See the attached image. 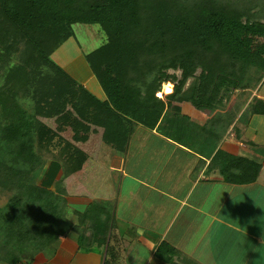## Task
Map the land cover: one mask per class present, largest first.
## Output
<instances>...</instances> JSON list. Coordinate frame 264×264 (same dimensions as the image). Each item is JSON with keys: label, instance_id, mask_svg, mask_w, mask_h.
I'll list each match as a JSON object with an SVG mask.
<instances>
[{"label": "trees", "instance_id": "16d2710c", "mask_svg": "<svg viewBox=\"0 0 264 264\" xmlns=\"http://www.w3.org/2000/svg\"><path fill=\"white\" fill-rule=\"evenodd\" d=\"M77 23L97 25L105 36L84 54L103 101L50 57ZM168 71H179V78ZM263 76L264 0H0V263L50 257L69 233L81 253L100 252L113 238L108 209L66 207L64 195L77 182L69 167L80 165L75 154H68L71 161L56 173L53 188L38 184L50 132L71 133L77 150L89 133L99 132L102 142L121 151L132 123L153 128L165 104L175 102L206 114L205 126L222 135L235 119L264 115L259 99L238 117L243 101L223 111L235 90L253 88ZM260 168L227 155L219 173L225 183L248 184ZM174 256L165 243L154 252L166 264H177Z\"/></svg>", "mask_w": 264, "mask_h": 264}, {"label": "crops", "instance_id": "0c3cea01", "mask_svg": "<svg viewBox=\"0 0 264 264\" xmlns=\"http://www.w3.org/2000/svg\"><path fill=\"white\" fill-rule=\"evenodd\" d=\"M84 54L65 53L59 67L77 57L85 62ZM78 81L105 100L90 71ZM207 117L188 103H167L153 128L130 125L121 151L102 142L99 132L89 133L88 183L83 181L88 197L64 198L78 212L105 203L113 238L100 252L81 253L69 233L59 237L52 256L38 254L30 264H166L154 258L160 243L176 250L177 264L183 258L194 264H264V115L235 119L222 135L205 126ZM227 155L260 164L257 179L223 182L219 168Z\"/></svg>", "mask_w": 264, "mask_h": 264}, {"label": "rangeland", "instance_id": "374dc122", "mask_svg": "<svg viewBox=\"0 0 264 264\" xmlns=\"http://www.w3.org/2000/svg\"><path fill=\"white\" fill-rule=\"evenodd\" d=\"M72 36L68 37L67 40H64V42L58 46V48L52 53L51 59L55 64L60 66L61 63H59V57L62 58L65 53L69 54H84L93 48L97 47L98 45H101L105 41V36L102 33V31L99 29L97 25H83V24H74L72 27ZM79 50L77 52V50ZM73 67L74 69H71V71H67L69 67ZM62 69L64 68L61 65ZM75 70V71H74ZM63 71L66 73L72 74L70 75L73 80H75L77 83H80L78 79L84 80L87 78V75L89 73V70L86 66V62L82 60V58L77 57L74 61H72L71 64H69ZM198 70L195 71L194 76H197ZM168 73H173L176 78H179V71H168ZM77 78V79H76ZM191 79L187 80L186 84L184 85V88L187 87V85L190 83ZM264 76L260 79V81L257 83V85L253 88H250L248 90L239 91L235 90L230 99L227 101L226 107L223 111L227 109V107H230L233 105V103H237L238 101H243L242 109L238 112L237 116L243 111V109L247 106V104L252 101L253 99H259L261 101H264ZM170 85V89H172L171 83H166ZM162 88V86H161ZM165 88V85L163 86V89ZM161 92V91H160ZM160 92L158 93V96L160 95ZM238 93H243L242 95H239ZM163 94V93H162ZM47 126L53 127V124L47 123ZM52 137H50L49 143L47 144V149L43 150V154L45 155V159L43 162V166L41 168V172L38 174L37 182L40 185H44L46 187L53 188L54 181L58 177L56 173L59 175L62 172L65 167H67L70 163V157L68 154H75L77 158L80 160V165L74 166L72 165L70 168L71 172L73 173L72 176L77 179L76 184L69 188V191H66V193H70L73 196H76L78 198H84V196H87L88 194V187H84V182L88 183V143L80 144L78 147L81 150L74 149V146H76V143H71L70 136L71 133H57L53 134L50 132ZM37 146V144H36ZM73 148V149H72ZM70 149V150H69ZM69 150V151H67ZM69 152V153H68ZM74 163L77 161H73ZM75 168V169H74ZM76 172H74V171ZM78 172H81L82 175L79 177H76ZM76 174V175H75ZM59 178V177H58ZM61 181V186H65V182ZM84 181V182H83ZM261 181V178L259 179ZM63 182V183H62ZM78 186V187H77ZM71 195H64V197H71ZM81 195V196H77ZM88 197V196H87ZM72 200L73 197H71ZM65 199V198H64ZM88 199V198H87ZM5 201V197L0 196V207L3 205ZM70 201V200H69ZM83 203V202H82ZM66 207L70 208V204L66 202ZM105 203H102L101 205L98 204L94 206L95 208H103ZM88 207V206H87ZM86 207V208H87ZM261 213L264 214V207L261 209ZM264 217V215L262 216ZM68 219L72 223H76V219L73 215L69 214ZM88 223H86L83 226H86ZM255 224V223H254ZM263 224V223H261Z\"/></svg>", "mask_w": 264, "mask_h": 264}]
</instances>
